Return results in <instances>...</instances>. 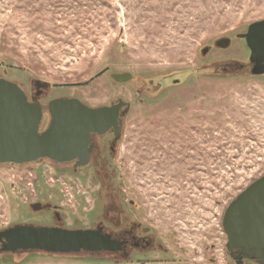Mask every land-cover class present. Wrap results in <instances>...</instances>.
<instances>
[{"label": "rangeland", "instance_id": "374dc122", "mask_svg": "<svg viewBox=\"0 0 264 264\" xmlns=\"http://www.w3.org/2000/svg\"><path fill=\"white\" fill-rule=\"evenodd\" d=\"M263 20L264 0H0V77L24 89L49 83L43 102L131 103L115 154L121 200L133 202L178 264H236L221 221L264 175V72H252L244 38ZM221 37L230 39L227 48L214 46ZM124 72L130 81L110 76ZM167 73L179 83L135 101L143 79ZM48 119L44 111L40 131ZM96 188L90 174L42 159L0 166V231L51 223L49 208L30 207L49 202L66 226H90ZM109 254L0 251V264H137Z\"/></svg>", "mask_w": 264, "mask_h": 264}, {"label": "water", "instance_id": "95a60500", "mask_svg": "<svg viewBox=\"0 0 264 264\" xmlns=\"http://www.w3.org/2000/svg\"><path fill=\"white\" fill-rule=\"evenodd\" d=\"M251 49L252 72H264V20L252 24L244 37ZM230 39L221 37L217 48H227ZM208 47L201 50L205 55ZM115 82H126L131 74L111 73ZM176 81V80H175ZM174 81V82H175ZM177 82V81H176ZM120 104L88 107L76 98L59 97L49 102L51 117L40 131L42 109L27 101L14 82L0 78V164L23 165L44 158L56 161L86 159V144L91 133H104L116 126ZM128 108L122 111L127 113ZM50 204L34 203L33 211ZM221 225L226 235L225 248L235 261L240 258L264 264V175L251 182L226 207ZM0 251L39 250L47 253L114 252L119 245L95 229H67L15 225L0 231ZM240 264V262L238 263Z\"/></svg>", "mask_w": 264, "mask_h": 264}, {"label": "flooded vegetation", "instance_id": "af4514ba", "mask_svg": "<svg viewBox=\"0 0 264 264\" xmlns=\"http://www.w3.org/2000/svg\"><path fill=\"white\" fill-rule=\"evenodd\" d=\"M173 75H175V73L154 75L146 80L143 79L142 81L144 82L141 81V85L135 88V101L139 102L143 100V97L157 95L169 85L179 83ZM130 80L131 78L127 81ZM29 83L27 89L22 88L20 84H16L23 90L29 103L40 106L42 113L44 111L48 113L49 102L55 98H74L71 96H53L43 102L48 95V89L51 85L45 81L39 80H32ZM82 103L88 107L115 106L120 104L116 118V126H118L119 129L115 130L111 127L101 134L91 133L86 144V149L88 151L85 157L86 159L77 157L65 161H56L50 158H44L42 160L48 161L51 165L59 169L73 170L74 172L79 170L84 173V176L90 174V179L97 183L95 200L91 208L94 210V220L91 222V225L87 227H79L77 225L66 226L65 218L61 216L58 206L49 202V204H51L49 210H46L44 213H51V223L45 224V222H42L43 225L24 223L22 225L67 229H95L111 240H114L116 244L119 245V249L116 251L108 252L110 253L109 256L111 257V261L127 263L136 262L137 264H178V260L180 259L168 257L169 248L164 244L163 237L160 236L152 226L138 219L133 209V202L130 200L128 204H125L121 200L122 191L118 189L117 183L115 182V154L117 144L122 135V118L125 116V114H122V111L125 108L129 110L131 108V103L120 97H116L107 104L96 106H89L84 102ZM50 119L51 117L49 115L48 123ZM41 211L44 210L39 209L37 212ZM226 254H229V252L227 251ZM235 262H240V264L243 263L240 258H237Z\"/></svg>", "mask_w": 264, "mask_h": 264}, {"label": "trees", "instance_id": "16d2710c", "mask_svg": "<svg viewBox=\"0 0 264 264\" xmlns=\"http://www.w3.org/2000/svg\"><path fill=\"white\" fill-rule=\"evenodd\" d=\"M217 69H213V70H211V72H213V73H216V72H218V70L216 71ZM205 71H207V70H205ZM192 72V70H186V71H182V73H181V76H183V77H186L188 74H190ZM209 73V72H208ZM180 83H181V81H180ZM5 165H9V164H7V163H4V164H0V166H5ZM10 165H16V164H10ZM24 165V164H23ZM23 165H16V166H23ZM74 172V171H73ZM18 252H20V251H18ZM17 253V252H16ZM68 254H74V253H68ZM228 256V255H227ZM248 260V259H247ZM252 261V260H251ZM236 263V262H235ZM236 264H238V263H236Z\"/></svg>", "mask_w": 264, "mask_h": 264}, {"label": "bare ground", "instance_id": "6f19581e", "mask_svg": "<svg viewBox=\"0 0 264 264\" xmlns=\"http://www.w3.org/2000/svg\"><path fill=\"white\" fill-rule=\"evenodd\" d=\"M34 163V162H33Z\"/></svg>", "mask_w": 264, "mask_h": 264}]
</instances>
